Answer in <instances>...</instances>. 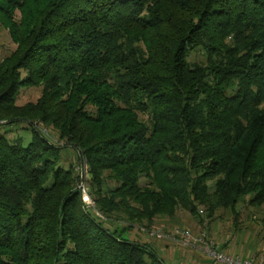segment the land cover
<instances>
[{"label":"trees","instance_id":"1","mask_svg":"<svg viewBox=\"0 0 264 264\" xmlns=\"http://www.w3.org/2000/svg\"><path fill=\"white\" fill-rule=\"evenodd\" d=\"M2 29L0 126L33 134L0 135V264H167L179 210L264 206V0H0Z\"/></svg>","mask_w":264,"mask_h":264},{"label":"rangeland","instance_id":"2","mask_svg":"<svg viewBox=\"0 0 264 264\" xmlns=\"http://www.w3.org/2000/svg\"><path fill=\"white\" fill-rule=\"evenodd\" d=\"M13 47V44L9 38V35L7 34L6 30H1L0 31V59L7 55ZM192 60L195 59H200L199 52L197 51H192ZM38 92V89L33 88V89H28L24 91V93L21 95L20 101H24L28 98H32L36 96ZM32 130L30 128H26V126L23 123H14L12 125H3L0 126V135L5 136L6 138L9 139V141H17L20 142L23 146H26L32 139ZM50 134V133H49ZM60 157L61 160H59L60 166L63 168L67 169L70 165L75 163L76 159V151L72 147H64L60 150ZM80 166V163H79ZM81 170V169H80ZM246 203H240L239 206V215L236 217L237 219V225L239 228L234 230V215L229 211L225 209H219L214 213L213 218L216 219L214 222H210L208 217H207V210L205 206H199L201 209L204 210L203 213H200L199 215H194L191 214L189 211H183L179 210L178 213L176 214L175 219L173 222L175 223V226L178 227L177 229L178 232L181 231V229H188L191 231V233L195 235H200L203 231L207 232V235L211 240H213L216 245L218 243L216 240L211 236L210 230L212 226L218 225L221 229L219 230L220 232H224L223 234L227 235L230 234L232 235V230H234L235 234L242 231V233L247 232V235H249V238H252V242L254 241L255 245L259 244V250L255 249L253 250L252 254H261L264 255V224H262V221L260 219L264 218V206L258 207V208H253L249 207L247 205H244ZM212 218V220H214ZM255 219V220H254ZM257 222V224L255 223ZM239 229H241L239 231ZM156 233L159 235H155L153 237V246L156 247L157 243L155 241L157 240H170L176 242L178 245H180L182 248H188L185 246H182V244L185 242V240L179 235V233H172V232H166L164 227L157 228ZM246 234V233H245ZM127 237L129 236H136L137 239L140 241L146 240V237L143 235H140L139 232H135V230H129L125 234ZM210 235V236H209ZM232 237V236H231ZM236 239H239V235L235 236ZM260 239V240H258ZM257 241H262L257 243ZM262 243V244H261ZM262 245V246H261ZM200 247L199 245H197ZM220 249L226 251L225 249L221 248L220 245H218ZM253 246V245H252ZM157 248V247H156ZM191 249V248H189ZM228 252V251H227ZM162 254V252L160 251ZM232 253V252H231ZM164 256V255H163ZM166 256V255H165Z\"/></svg>","mask_w":264,"mask_h":264},{"label":"crops","instance_id":"3","mask_svg":"<svg viewBox=\"0 0 264 264\" xmlns=\"http://www.w3.org/2000/svg\"><path fill=\"white\" fill-rule=\"evenodd\" d=\"M210 227L211 230L209 232L211 236L221 248L228 252L247 256L252 254L253 250H259V244L255 245L254 241L252 242V238H249L250 234L247 235V232L242 233L241 231L235 234V232L232 231V235H225L223 234L224 232H220L223 229L218 225H210ZM236 235H239V239L235 238ZM155 243H157V248L153 246L154 249L167 264H209V260L197 249H184L176 242L167 239L157 240Z\"/></svg>","mask_w":264,"mask_h":264},{"label":"built area","instance_id":"4","mask_svg":"<svg viewBox=\"0 0 264 264\" xmlns=\"http://www.w3.org/2000/svg\"><path fill=\"white\" fill-rule=\"evenodd\" d=\"M81 185L82 199L88 206H93V202L88 198L86 188ZM203 213L202 210L199 211ZM157 231H151L148 235L154 237L159 235ZM176 233L185 240L182 246L199 250L208 260L209 264H264V255L250 254L247 256L239 253H231L219 248L216 243L208 237L207 232L203 231L199 236L191 233L188 229H181ZM199 245L200 247H198Z\"/></svg>","mask_w":264,"mask_h":264},{"label":"water","instance_id":"5","mask_svg":"<svg viewBox=\"0 0 264 264\" xmlns=\"http://www.w3.org/2000/svg\"><path fill=\"white\" fill-rule=\"evenodd\" d=\"M82 162V161H81ZM83 184V179H81V181H80V185H78L79 186V188H78V190H79V192L81 193V196H82V192H81V185Z\"/></svg>","mask_w":264,"mask_h":264}]
</instances>
